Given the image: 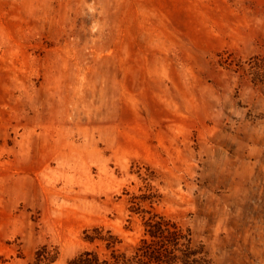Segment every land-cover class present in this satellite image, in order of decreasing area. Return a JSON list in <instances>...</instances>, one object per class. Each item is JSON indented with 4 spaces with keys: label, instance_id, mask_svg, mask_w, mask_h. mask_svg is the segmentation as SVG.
<instances>
[{
    "label": "rangeland",
    "instance_id": "374dc122",
    "mask_svg": "<svg viewBox=\"0 0 264 264\" xmlns=\"http://www.w3.org/2000/svg\"><path fill=\"white\" fill-rule=\"evenodd\" d=\"M153 215L264 264V0H0V264Z\"/></svg>",
    "mask_w": 264,
    "mask_h": 264
},
{
    "label": "trees",
    "instance_id": "16d2710c",
    "mask_svg": "<svg viewBox=\"0 0 264 264\" xmlns=\"http://www.w3.org/2000/svg\"><path fill=\"white\" fill-rule=\"evenodd\" d=\"M84 241L93 246L66 264H213L203 244H196L190 229L164 216L153 215L143 224V234L131 250L112 231L103 227L85 233ZM58 253L44 246L30 264H55Z\"/></svg>",
    "mask_w": 264,
    "mask_h": 264
}]
</instances>
